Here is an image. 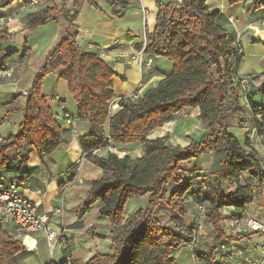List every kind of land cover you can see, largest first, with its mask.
Wrapping results in <instances>:
<instances>
[{
    "label": "trees",
    "instance_id": "16d2710c",
    "mask_svg": "<svg viewBox=\"0 0 264 264\" xmlns=\"http://www.w3.org/2000/svg\"><path fill=\"white\" fill-rule=\"evenodd\" d=\"M15 1L20 0H0V9ZM77 1L74 0V6ZM85 1L98 8L95 0ZM206 1L164 3L154 0L158 9L156 24L143 53L170 61L173 69L142 98L121 99L120 110L111 118L109 107L116 74L98 54L83 51L77 45L76 32L69 31L76 13L67 10L64 3L61 8L44 6L22 18V27L28 31L58 19L66 20L68 28L33 77L20 110L23 119L17 132L0 141V174H13L21 179L28 160V151L23 145L36 152L41 164L58 148L67 147L55 115L42 94L45 77L58 72L57 77L67 83L80 118L90 125V132L78 138L84 159L102 173L91 183L77 219L81 220L99 205L97 215L109 222L112 236L109 253H97L85 263L65 256L71 259V264H176L175 254L179 249L190 247L197 206L205 208V222L212 227L215 244L205 252L194 250V257L202 264H222L214 258L216 244L228 242L230 238L222 232L221 210L232 207L241 220L246 207L262 195L263 160L248 141L240 143L230 127L232 119H240L245 110H250L256 136H264V106L253 102L252 90L250 107L246 109L242 105L241 77L234 65V61L235 64L241 62L235 52L236 40L223 16L209 11ZM244 1L228 0L231 5ZM261 7L264 0L253 5L254 9ZM13 37L14 34L1 27L0 48ZM15 53H0V65L10 67L18 60L19 65H23L25 59L22 60L21 55L11 58ZM12 107L13 104L6 108L4 116L15 112ZM196 108L199 109L198 120L206 130L199 141L183 148L167 145L168 136L155 140L146 138L155 128L174 120L179 112ZM111 143H140L142 156L119 158L110 152L104 157L96 154ZM209 151L213 153V160L207 171L193 169L187 173L179 168L180 163ZM9 152H13V158ZM243 174L255 181L254 189L241 184ZM226 183L235 186V190H225ZM145 196H148V208L124 215L128 200ZM185 196L194 203L189 224L174 221L172 227L164 226L155 215L159 206L164 204L177 218L184 219L186 210L178 200ZM26 244V239H18L0 223V264H20L19 256L26 252ZM223 246H218L221 256L228 253Z\"/></svg>",
    "mask_w": 264,
    "mask_h": 264
},
{
    "label": "crops",
    "instance_id": "0c3cea01",
    "mask_svg": "<svg viewBox=\"0 0 264 264\" xmlns=\"http://www.w3.org/2000/svg\"><path fill=\"white\" fill-rule=\"evenodd\" d=\"M34 0H20L13 2L9 7L0 9V20L8 33L14 34L10 41L20 38V49H13L10 41L1 45L0 53L16 52L11 58H16L24 49L29 50L28 58L23 65L10 66V74L0 78V137L7 138L17 132L22 122L23 109L27 91L33 77L43 64L46 56L66 34L68 22L64 19L52 21L46 25L38 26L33 31L22 27V18L39 10L44 6L65 7L77 17L73 21L70 32H76V43L83 51L95 52L114 71L116 77L113 81V100L109 107V117H113L119 110L121 99L137 100L145 92L152 90L171 73L173 65L170 61L146 56L143 52L154 31L158 9L154 0H95L98 8L89 5L85 0H79L74 6V0H46L32 7ZM169 0H162L167 3ZM183 1V0H181ZM263 0H246L244 2L229 4L228 0H207L209 11L219 12L234 40H240L245 56L244 60L235 64L236 73L248 78L252 84L253 102L264 106V7L254 9L253 5ZM110 3H113L112 7ZM121 7V11L118 8ZM11 48V49H10ZM224 66V63H221ZM58 72L45 77L42 85V94L51 108L58 122L62 135L67 142L66 148H58L49 158L40 163L33 149L22 147L28 151V160L24 174L20 180L13 174H0L4 181L19 182L20 194L28 198L40 213L52 217L50 227L60 237L58 241L60 257L48 255L50 244L43 234H27L21 238L11 224L1 223L3 229L18 239L25 241L26 252L19 256L20 264H60L65 256L72 260L85 263L93 255L107 254L110 251L112 236L107 220L97 215L99 205L77 219V213L82 208L91 183L99 179L101 170L84 159L78 138L90 132L89 123L80 118V111L74 104L67 83L57 77ZM13 104L15 110L4 116L6 108ZM199 109L179 112L174 120L155 128L146 136L148 140L169 137L167 145L188 147L192 142L199 141L206 130L198 120ZM230 132L244 143L248 141L263 160L264 170V136L257 137L253 127L250 110H245L240 119H232ZM114 153L119 158L125 155L140 158L142 147L140 143L113 144L96 152L99 156ZM13 158V152H9ZM213 160L211 151L201 154L198 158L179 164V168L187 173L197 169L207 171ZM241 184L249 185L254 189L255 181L243 174ZM224 189L235 190V186L224 184ZM171 188L168 189L170 192ZM184 205L186 217L177 218L164 204L155 212L156 217L164 226L172 227L171 222L188 225L191 220V209L194 206L189 196L178 200ZM148 208V196L128 200L124 207V215L129 216L140 209ZM224 217L222 232L229 236L228 242L216 244L214 258L222 264H247L246 259L255 262L264 257L262 246L264 244V231L262 233H249L244 227L247 217L254 218L264 224V191L252 204L246 207L241 220L237 219V211L232 207L221 210ZM55 215V216H54ZM233 224L235 231L230 234L225 225ZM227 229V232H226ZM92 231L88 233V231ZM104 231V235L97 232ZM94 232V233H93ZM212 227L206 225L200 232V244L206 243L211 236ZM238 234V236H235ZM199 244V245H200ZM223 244L225 256H221L219 245ZM47 247V248H46ZM218 247V248H217ZM30 248L31 250H28ZM55 248V249H56ZM185 247L179 249L177 255ZM188 249V247H187ZM46 250V251H45ZM43 251L45 255H43ZM206 250H201L205 252ZM54 252V251H53ZM51 251V253H53ZM36 254H39L36 255ZM197 260V259H196ZM199 264V260H197ZM181 263V262H180Z\"/></svg>",
    "mask_w": 264,
    "mask_h": 264
},
{
    "label": "built area",
    "instance_id": "2783aa9c",
    "mask_svg": "<svg viewBox=\"0 0 264 264\" xmlns=\"http://www.w3.org/2000/svg\"><path fill=\"white\" fill-rule=\"evenodd\" d=\"M44 0H34L30 5L32 7L37 6ZM121 7L118 11H121ZM264 23V17L261 20ZM3 20H0V28L3 26ZM235 52L239 57L240 61L244 60L242 45L240 40H236ZM22 60L28 58L29 50L24 49L20 52ZM21 63L18 60L15 64L19 65ZM10 74V67L7 65H0V78H5ZM252 90V84L248 78L241 77L239 79V91L242 96V105L248 109L249 105V95ZM2 138L0 137V141ZM264 150V145H262ZM20 188L18 182L16 181H4L0 179V223L11 224L17 233L21 236H26L27 234H43L47 242L50 244V250L53 252L58 246V241L60 235L50 227L52 217L40 213L35 205L26 197L20 194ZM196 221L194 223L195 233L191 239L190 246L194 245L197 240V235L200 227L205 222V208L202 206H197L195 209ZM55 216V215H54ZM244 227L249 233H262L264 231V224L260 221L247 217L245 218ZM57 238V239H56ZM262 252L264 254V244L262 246ZM247 264H264V257L255 262L251 259H246ZM53 264V263H49ZM61 264H71V259L69 257L63 258V263Z\"/></svg>",
    "mask_w": 264,
    "mask_h": 264
},
{
    "label": "rangeland",
    "instance_id": "374dc122",
    "mask_svg": "<svg viewBox=\"0 0 264 264\" xmlns=\"http://www.w3.org/2000/svg\"><path fill=\"white\" fill-rule=\"evenodd\" d=\"M45 1V0H44ZM47 4L49 2V0H46L45 1ZM20 38L14 40V41H10V46L11 48L13 49H20L21 48V44H20ZM242 45V44H241ZM10 48V49H11ZM242 50H243V55L245 56V51H244V48L242 46ZM245 59V58H244ZM9 68V67H8ZM208 225L206 222H204L202 224V226L200 227L199 229V232H198V235H197V240L195 242V245H192L190 247H185V249H183V251H180L179 254L177 255V263L178 264H198L196 258L194 257V254H193V251L194 250H197V251H200V250H208L211 246H213L215 243H214V239H213V235L211 233V236L208 237V240L206 241V243L203 242V244H200V241H199V236H200V232L204 229V227ZM228 228V232L230 231V234H232V236L234 235L233 232L235 231V228L233 224H230V222H227L225 224ZM210 226V225H209ZM226 232H227V229H226ZM57 234V232H56ZM235 236H238V234H236ZM45 238V237H44ZM57 239V238H56ZM200 244V245H199ZM197 247V248H196ZM47 248V247H46ZM46 251V250H45ZM46 253L52 257L55 258V260H57L59 257H60V252H59V249L56 248L54 249V252L51 253V250L49 251H46ZM39 256V254H36ZM43 255H45V252L43 251ZM181 262V263H180ZM199 264H202L201 261H199Z\"/></svg>",
    "mask_w": 264,
    "mask_h": 264
},
{
    "label": "water",
    "instance_id": "95a60500",
    "mask_svg": "<svg viewBox=\"0 0 264 264\" xmlns=\"http://www.w3.org/2000/svg\"><path fill=\"white\" fill-rule=\"evenodd\" d=\"M179 3H181L182 1L181 0H178ZM98 234H101V235H104V231H100V232H97ZM28 250H31L30 248H28Z\"/></svg>",
    "mask_w": 264,
    "mask_h": 264
}]
</instances>
